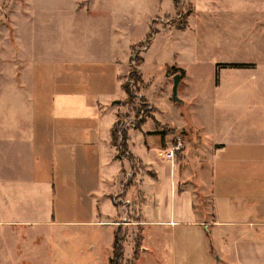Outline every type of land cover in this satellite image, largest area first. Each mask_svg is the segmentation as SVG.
Segmentation results:
<instances>
[{"label":"rangeland","instance_id":"rangeland-1","mask_svg":"<svg viewBox=\"0 0 264 264\" xmlns=\"http://www.w3.org/2000/svg\"><path fill=\"white\" fill-rule=\"evenodd\" d=\"M176 2L175 6L171 0H0V103L8 108L15 97L12 73L21 71L16 80L20 83L27 81V72L25 98L31 101L32 97L34 103L35 129L32 174L27 170L2 174L7 182L11 177L17 180L0 186V221L4 222L0 264H109L112 255L116 227L100 224L101 196L95 197L96 212L87 217L89 208L81 205L78 191L60 180L57 146L49 151L50 164L39 151V125L43 120L47 123L53 87L74 88V82L85 80L83 92L93 93L96 88L100 103L106 101L109 110L117 111L112 140L118 146L129 133L140 139L164 126L180 129L200 126L204 120L209 125L211 92L216 86L264 88V0ZM181 22L182 30L177 27ZM148 33L153 37L144 50ZM141 60L136 71L142 83L137 87L134 75L130 81L127 76ZM226 65L244 68L222 70L218 76L217 70ZM172 68L185 78L178 86L177 100L172 93L175 71L168 74ZM251 119L261 120L258 115ZM251 133L264 136L260 129ZM181 136L185 134L180 130L169 135L171 140ZM169 148L163 156L173 161ZM115 151L118 165L129 168V158L120 147ZM104 203L112 212L111 197ZM110 218L107 215L106 220ZM124 240L122 259L115 264H166L160 256L163 252L152 253L155 244L148 236L143 247L151 245V251L135 257L131 255L134 238L128 235Z\"/></svg>","mask_w":264,"mask_h":264},{"label":"crops","instance_id":"crops-1","mask_svg":"<svg viewBox=\"0 0 264 264\" xmlns=\"http://www.w3.org/2000/svg\"><path fill=\"white\" fill-rule=\"evenodd\" d=\"M222 70L241 69L224 66L217 70L218 76ZM20 74L12 73L15 97L8 108L0 103V186L6 181L2 174L23 170L32 174L34 167V103L32 97L25 98L28 73H24L27 81L18 83ZM84 82H74V88L68 89L53 87L47 123L43 120L39 125L38 139L48 164L49 151L57 146L60 180L78 191L81 205L89 208L87 217L96 212L99 194L100 224L116 227L114 241L117 232L124 239L134 238L133 257L151 251V245L143 247L148 236L155 244L152 253L163 252L160 256L166 264H264V136L250 134L264 130V88L214 87L209 125L204 120L200 126H164L140 139L129 133L125 143L129 168L124 169L118 165L112 140L117 111L109 110L106 101L100 103L96 88L93 93L83 92ZM253 115L261 120L252 121ZM179 130L185 134L181 136L185 146L169 161L163 152L172 137L162 133ZM149 133L159 137L146 136ZM109 197L114 206L110 213L104 205ZM107 215L111 220H106Z\"/></svg>","mask_w":264,"mask_h":264},{"label":"trees","instance_id":"trees-1","mask_svg":"<svg viewBox=\"0 0 264 264\" xmlns=\"http://www.w3.org/2000/svg\"><path fill=\"white\" fill-rule=\"evenodd\" d=\"M172 2H173V4H175V6H176V4H177V2H176V0H171ZM184 26H185V24H183L182 25V22L180 23V25H178L177 27H178V29H180V30H182L183 28H184ZM152 34H149L148 33V35L146 36V41H145V43H146V45L143 47L144 48V50L145 49H148L149 47H150V41H151V39H152ZM141 43H139L138 45H140ZM132 64V63H131ZM142 64H143V61L141 60V62L139 63V65H138V67L137 68H135V70H133V68H132V71L128 74V76H127V79H128V81H130L131 79V77L134 75V79H133V81H134V84L138 87V85H140L141 83H142V77H141V75H140V73L139 72H137L136 70L138 69V68H140V66H142ZM226 68H230V69H233V68H237V69H242V68H244L243 66H239V67H237L236 65H226L225 66ZM173 70L175 71V73L174 74H176V73H179V71L178 70H176V69H171V70H169V72H168V74L172 71L173 72ZM133 74V75H132ZM180 76H181V78H183V74L180 72V74H179ZM127 87H128V85H126V88H125V91H126V93L128 94V90H127ZM118 123H116V126L115 127H117L118 125H117ZM115 125V124H114ZM141 125V124H140ZM114 126H113V128H112V137H114L115 136V133H114ZM124 133V132H123ZM171 133H173V132H171ZM167 134H170V132L169 133H162V137H164L165 135H167ZM122 137H124L123 136V134H122ZM122 140L124 141L125 139H123L122 138ZM126 141V140H125ZM125 141L123 142V145L122 144H120L119 146L117 145V144H114V142H113V145L117 148V147H120V149H121V154H123V155H126V153H127V150H126V145H125ZM122 143V142H121ZM124 241V236H123V234L121 233V232H117L116 233V235H115V243H114V246H113V251H112V257H111V259H110V261H109V264H115L116 262H118V261H120L121 259H122V254H123V248H122V242ZM137 249H138V242L136 243V248H135V252L137 251Z\"/></svg>","mask_w":264,"mask_h":264},{"label":"built area","instance_id":"built-area-1","mask_svg":"<svg viewBox=\"0 0 264 264\" xmlns=\"http://www.w3.org/2000/svg\"><path fill=\"white\" fill-rule=\"evenodd\" d=\"M170 148L168 150V155L172 158L176 156L177 153L183 151L185 143L181 137H177L176 139L171 140Z\"/></svg>","mask_w":264,"mask_h":264},{"label":"water","instance_id":"water-1","mask_svg":"<svg viewBox=\"0 0 264 264\" xmlns=\"http://www.w3.org/2000/svg\"><path fill=\"white\" fill-rule=\"evenodd\" d=\"M180 82H181V76L179 74H176L173 77V88H172L173 98L175 100H177V89H178Z\"/></svg>","mask_w":264,"mask_h":264}]
</instances>
